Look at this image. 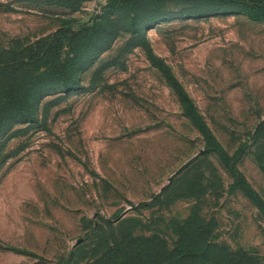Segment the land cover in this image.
Wrapping results in <instances>:
<instances>
[{
    "label": "rangeland",
    "instance_id": "374dc122",
    "mask_svg": "<svg viewBox=\"0 0 264 264\" xmlns=\"http://www.w3.org/2000/svg\"><path fill=\"white\" fill-rule=\"evenodd\" d=\"M216 144H244L237 170L264 203L263 17L198 0H0V264H140L124 248L150 240L264 264V216Z\"/></svg>",
    "mask_w": 264,
    "mask_h": 264
},
{
    "label": "trees",
    "instance_id": "16d2710c",
    "mask_svg": "<svg viewBox=\"0 0 264 264\" xmlns=\"http://www.w3.org/2000/svg\"><path fill=\"white\" fill-rule=\"evenodd\" d=\"M200 2H205L207 5H227V7H236L237 9L243 11L244 13L252 17H263L264 18V2H251V0H198ZM155 59V58H153ZM26 62H24V65ZM161 69L167 74V78L170 83L175 88L177 94L181 98L185 111L191 120L195 123L197 127L203 132L206 137L210 136L208 129L205 127L199 115L193 108L191 101L189 100L187 94L183 91L182 87L179 85L177 80L167 71L165 66H161ZM70 83H73L71 80ZM69 84V83H68ZM66 84V86H68ZM70 85V84H69ZM22 96L21 94H19ZM20 96H17V107L20 108ZM208 149L214 150L221 161L223 162L225 168L231 176L235 178L236 181L243 183L246 186L247 194L249 195L251 201L258 208L261 214L264 216V203L260 199L258 193L249 186L245 180L240 177L237 170L236 162L240 158L241 153L244 149V144L239 148L234 154L227 153L220 145H209ZM141 205V204H140ZM153 241H148L144 247L138 248L136 242L132 245L126 246L124 251L129 249H135L137 251V257L141 259L140 264H189L193 262L194 264H258V256L256 254L247 252L245 250L231 251L225 247L214 248L210 242H204L200 246H190L182 244L180 241L174 249H168L165 244L159 246H154ZM135 246V247H132ZM112 250H116V247H112ZM216 249V251H214ZM140 251L143 254H140ZM111 252V253H110ZM109 254H116L109 250ZM217 255V256H216ZM124 256H127L126 253ZM122 257L116 264H131L129 260ZM200 259V260H198ZM198 260V263H197ZM99 261L95 264H99ZM109 264L111 260L108 261ZM138 264V263H137Z\"/></svg>",
    "mask_w": 264,
    "mask_h": 264
}]
</instances>
